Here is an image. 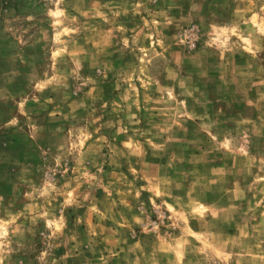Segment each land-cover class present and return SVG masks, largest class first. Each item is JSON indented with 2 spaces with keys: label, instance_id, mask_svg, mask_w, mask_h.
I'll return each mask as SVG.
<instances>
[{
  "label": "rangeland",
  "instance_id": "374dc122",
  "mask_svg": "<svg viewBox=\"0 0 264 264\" xmlns=\"http://www.w3.org/2000/svg\"><path fill=\"white\" fill-rule=\"evenodd\" d=\"M0 264H264V0H0Z\"/></svg>",
  "mask_w": 264,
  "mask_h": 264
}]
</instances>
